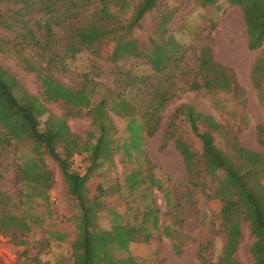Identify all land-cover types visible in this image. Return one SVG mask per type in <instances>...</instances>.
<instances>
[{"label": "trees", "instance_id": "trees-1", "mask_svg": "<svg viewBox=\"0 0 264 264\" xmlns=\"http://www.w3.org/2000/svg\"><path fill=\"white\" fill-rule=\"evenodd\" d=\"M3 1L25 6L32 2L41 3L38 13L52 15L54 19L58 16V21L66 25L64 39L71 57L89 52L94 59L111 62L116 75L129 77L132 84L140 85L146 91L148 100L142 107H135L125 100L115 102L114 112L126 120L124 133L127 139L123 143H115L108 136L107 124L110 120L104 101L89 107L91 126L98 128L100 135L95 139L93 132L89 131L87 138L83 139L71 131L66 121L76 106L77 92L64 87L51 73V67L57 60L55 53L42 49L46 50L41 55L48 71L40 75V81L45 99L65 107L66 113L64 118L50 116L43 129L38 122V116L43 114L42 105L37 98L25 93H21V98L17 97L13 91L15 80L0 67V149L13 147L18 150L16 153L31 157L18 167L21 184L32 190L31 194H25V202L48 203L50 190L55 185L50 162L58 170L68 196L77 208V213L71 218L74 226L70 233L72 237L67 232H50L52 240L68 242L70 264H142L133 255L131 246L148 242L152 236L148 225L159 230L162 221L157 210L150 208L139 215L136 208L130 209L128 198L133 195V200L143 187L157 190L165 207L175 211L171 216L180 226L177 215L181 202L176 190L162 168L151 161L143 146L144 137H152L158 131L162 113L175 98V92L170 90L173 87L183 91H204L212 107L228 121L244 118L237 117L246 108L243 89L237 83L234 72L221 66L208 46L202 48L197 58L198 69L191 77L183 62L186 49L172 38L163 43L160 39H153V43L154 40L161 43H154L147 53H141L133 38V30L146 14H153L158 0H98L99 8L92 13L90 20L78 26H73L71 22L77 18L75 10L80 7V0ZM207 1L213 5L218 0ZM225 2L242 12L248 49H261L264 44V0ZM168 17H161L162 20L156 23L155 31L160 34L159 37L164 32ZM23 28L18 42L13 39L16 50L30 47L35 42L34 31L27 25ZM127 58L146 59L149 67L141 75L122 71L118 63ZM181 64L185 68L178 71ZM179 74L182 78L187 75L188 79L182 82V87H174L180 81ZM250 80L258 99L263 102L264 62L260 59L252 65ZM180 110L185 114L192 134L201 143V153L190 157V147L182 138L174 140L175 148L184 157L188 177L198 183L199 190L203 191L208 201L219 205V219L212 229L214 234L224 237L225 244L218 263L236 264L235 254L243 238L242 225L247 224L254 239L250 248L254 263L264 264V148L261 152L251 151L240 144L235 134L230 137L229 149L225 152L217 147L215 140L216 135L223 133V125L215 123L193 106L182 105ZM200 122L208 125L209 130L200 132ZM119 152L124 155L126 167L121 185L112 196L120 198V202L107 205L110 198L103 191L105 189L100 186V194L91 195L88 182L100 168L101 161ZM77 155L82 158L83 172L74 168V157ZM224 189L229 191V197H224ZM195 190L191 188L188 191ZM15 205L19 209L22 202L0 203V236L8 238L15 246L26 247V238L32 226L39 223V218L27 209L21 212V216L11 214L9 210ZM101 213L109 218L108 229L98 224ZM162 232L167 239L175 240L176 234L171 227L164 225ZM207 247L199 246L202 262L201 251ZM173 248L177 254L180 253L179 245L174 244Z\"/></svg>", "mask_w": 264, "mask_h": 264}, {"label": "rangeland", "instance_id": "rangeland-1", "mask_svg": "<svg viewBox=\"0 0 264 264\" xmlns=\"http://www.w3.org/2000/svg\"><path fill=\"white\" fill-rule=\"evenodd\" d=\"M79 5L80 7L75 10L77 18H73L71 22L73 26L89 21L92 13L99 8L98 0H80ZM40 6L39 2L25 6L0 0V39H2L0 67L15 80L13 89L15 95L21 98V93H25L37 98L43 107V114L38 116L42 129L50 116L64 118L65 107L47 101L43 94L40 75L45 74L48 69L41 53L46 51L42 49H47V52L55 53L57 56L55 64L51 67L54 78L64 87L77 92V103L73 108L72 116L66 117L71 131L83 139H86L87 133L91 131L96 139L100 131L91 126L89 109L104 101L110 120L107 124L108 136L115 143H123L127 139L124 133L126 120L114 112L115 102L125 100L135 107H142L148 100L146 91L140 85L132 84L129 77L116 75L111 62L94 59L89 52L71 57L64 39L66 25L58 21V16L54 19L52 15L38 13ZM166 15H169L168 22L159 37L160 34L155 31L156 23ZM23 25L29 26L34 31L35 45L16 50L14 49L16 42L13 39L18 42L17 39L23 34ZM133 38L141 53H147L154 43H161L160 41L163 43L170 38L176 44L185 47L183 62L186 64L189 77L194 76L195 70L198 69L197 58L202 48L208 46L215 60L234 72L245 94L246 108L237 116L244 118L226 121L212 107L204 91L191 92L172 87L170 91L175 92V98L162 113L158 131L152 137H144L143 146L149 158L166 173L170 185L176 190L180 199L181 208L177 215L180 226L175 221V217L171 216L175 211L165 207L162 195L157 190L143 187L133 200V195L128 198L130 209L136 208L139 215L150 208L157 210L162 221L159 230L148 225L152 233L148 242L131 246V251L138 262L219 264L225 239L221 235L214 234L212 229L219 219V205L214 201H208L203 191L199 190L198 183L188 177L184 157L174 145V140L182 138L190 147V157L199 156L201 153V143L192 134L180 107L193 106L201 114L224 126L223 133L215 136L219 149L227 152L230 137L236 134L242 146L251 151L261 152L264 148V101L258 99L256 91L249 82L248 72L254 60L260 59L264 62V46L257 51L247 50L241 11L225 0H218L213 5L207 0H158L153 14H146L133 30ZM153 39L160 41L154 40L153 43ZM118 66L122 71H132L141 75L144 69L149 67V63L143 58H127L119 61ZM185 67L181 64L178 71L184 70ZM179 75L180 81L174 87H182V82L188 79L187 75L183 78L181 74ZM198 127L200 132L209 130L208 125L202 122ZM16 151L18 150L13 147L0 149V203L5 205L9 202L21 201L22 205L19 209L15 205L9 212L21 216V212L27 209L29 213L32 212L39 218V223L32 226L26 238V247L15 246L8 238L0 236V264H70L71 251L68 242L53 241L50 232L70 234L74 229L71 218L77 213V208L70 200L58 170L50 162L48 163L50 169L54 171L55 185L50 190L48 203L25 202V194H31L32 190L21 184L18 167L27 163L31 157ZM81 159L78 155L74 157V168L79 172H83ZM124 167L126 161L122 152L114 153L110 159L101 161L100 168L88 182L91 195L100 194L101 186L105 189L103 191L106 196L110 198L107 200V205L111 202L118 204L120 198L112 195L117 193L121 185ZM191 188L196 190L188 191ZM223 195L229 197V191L224 189ZM98 224L101 228L108 229L110 226L108 216L101 213ZM164 225L175 231V240L164 237L162 232ZM242 233L243 238L235 254L236 264H255L250 253L254 239L249 233L247 224L242 225ZM72 235L70 234V238ZM174 244L180 246L179 254L175 252ZM200 245H208L201 251L204 262L199 259ZM32 259H35L34 262H31Z\"/></svg>", "mask_w": 264, "mask_h": 264}, {"label": "crops", "instance_id": "crops-1", "mask_svg": "<svg viewBox=\"0 0 264 264\" xmlns=\"http://www.w3.org/2000/svg\"><path fill=\"white\" fill-rule=\"evenodd\" d=\"M240 10V9H239ZM241 11V10H240ZM241 19H242V22H243V25H244V30H245V36H246V48H247V50L248 51H250L249 49H248V47H247V35H246V26H245V23H244V20H243V16H242V12H241ZM263 46H264V44H263ZM260 50V49H259ZM257 51V50H256ZM257 60V59H256ZM255 61V60H254ZM254 61H253V63H254ZM253 63L251 64V66H250V69H249V72H248V78H249V82H250V84H251V80H250V72H251V68H252V65H253ZM236 77V76H235ZM236 81H237V78H236ZM237 83L239 84V82L237 81ZM240 85V84H239ZM252 86V85H251ZM240 87H241V85H240ZM242 88V87H241Z\"/></svg>", "mask_w": 264, "mask_h": 264}]
</instances>
